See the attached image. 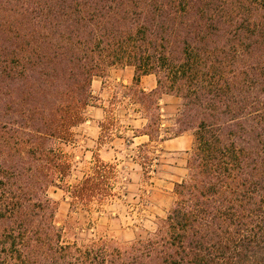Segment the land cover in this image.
I'll use <instances>...</instances> for the list:
<instances>
[{
	"label": "trees",
	"instance_id": "16d2710c",
	"mask_svg": "<svg viewBox=\"0 0 264 264\" xmlns=\"http://www.w3.org/2000/svg\"><path fill=\"white\" fill-rule=\"evenodd\" d=\"M114 66L134 70L148 143L160 96L181 99L161 139L192 132L187 176L146 238L65 242L58 143ZM108 167L67 185L70 205L107 197ZM0 264H264V0H0Z\"/></svg>",
	"mask_w": 264,
	"mask_h": 264
},
{
	"label": "rangeland",
	"instance_id": "374dc122",
	"mask_svg": "<svg viewBox=\"0 0 264 264\" xmlns=\"http://www.w3.org/2000/svg\"><path fill=\"white\" fill-rule=\"evenodd\" d=\"M131 71L134 74L130 66H114L93 77L81 120L70 128V138L58 143L68 154L69 169L48 188L47 196L55 202L53 221L65 242L101 239L126 246L146 238L172 206L174 184L187 176L192 132L161 139L170 133L164 130L172 127L181 99L160 96V132L152 131L154 140L148 143L146 136H138L146 130L152 111L128 93L132 78L124 79ZM101 162L109 166L110 194L99 204L70 205L67 185L91 174Z\"/></svg>",
	"mask_w": 264,
	"mask_h": 264
},
{
	"label": "crops",
	"instance_id": "0c3cea01",
	"mask_svg": "<svg viewBox=\"0 0 264 264\" xmlns=\"http://www.w3.org/2000/svg\"><path fill=\"white\" fill-rule=\"evenodd\" d=\"M127 74V73H126ZM132 71L130 74L126 75V79H124V81H129L132 78ZM93 81V80H92ZM139 86L145 90V91H151L156 87V79L154 77V75L152 74H148V75H143L140 77L139 80ZM97 109V108H96ZM142 136H146V135H140L138 137H142ZM147 137V136H146Z\"/></svg>",
	"mask_w": 264,
	"mask_h": 264
}]
</instances>
